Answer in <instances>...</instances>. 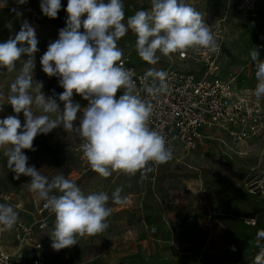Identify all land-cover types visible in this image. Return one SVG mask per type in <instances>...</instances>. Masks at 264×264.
I'll list each match as a JSON object with an SVG mask.
<instances>
[{
    "label": "rangeland",
    "instance_id": "obj_1",
    "mask_svg": "<svg viewBox=\"0 0 264 264\" xmlns=\"http://www.w3.org/2000/svg\"><path fill=\"white\" fill-rule=\"evenodd\" d=\"M242 1L184 0L202 14L216 40L214 50L188 49L191 57L187 61H178L176 53L163 56L158 52V62L148 64L139 57L137 36L131 30L117 45L123 53H129L135 67L143 73L149 69L165 72L173 67L202 69L204 55H209L221 76L236 73L254 93L256 69L250 53L257 48L260 59L264 60V0H253L254 13L249 15L245 13L246 6L241 7ZM67 3L68 0H61L57 17L49 18L41 10V0L24 3L0 0V43L14 39L25 22L35 30L38 51L34 53L30 91L34 96L42 91L46 97L56 100L60 110L47 114L54 120L64 108L58 98L64 89L58 77H49L43 72L40 60L49 44L59 39L60 30L66 27ZM123 4L125 23L135 12L151 9V0H123ZM80 31H84L83 27ZM20 46L27 47V44ZM28 58L27 54L22 55L12 71L0 67V119L18 116L22 125L23 112L14 113L8 96L11 84ZM117 95H121L120 91ZM72 100L82 109L74 122L78 125L89 101L75 93ZM259 101L264 127V97ZM32 111L37 116L46 114L35 104ZM250 139L240 147L219 129H203L193 150L177 148L168 162L159 165L150 162L151 170L143 174L114 171L104 178L91 169L83 156L84 141L77 131L65 130L61 123L50 133L37 135L33 149L22 150L28 157V166H34L50 181L56 175H63L85 195L103 191L109 195L108 207L112 208L106 230L77 237L76 245L61 250L52 247L53 213L42 235L44 243L39 252L42 260L46 264H255L254 258L260 251L257 239L260 229L249 228L245 220L260 217L264 204L259 197L246 192L244 181L264 170V128ZM14 177L4 150L0 149V203L11 205L18 212V219L31 221L35 201L43 200L29 191L30 177L21 175L18 180ZM118 187L122 188L124 198L120 205L111 200ZM54 194L60 193L54 190Z\"/></svg>",
    "mask_w": 264,
    "mask_h": 264
},
{
    "label": "clouds",
    "instance_id": "obj_2",
    "mask_svg": "<svg viewBox=\"0 0 264 264\" xmlns=\"http://www.w3.org/2000/svg\"><path fill=\"white\" fill-rule=\"evenodd\" d=\"M40 7L44 15L56 18L61 0H41ZM66 12V27L60 30L59 39L49 44L40 60L43 72L49 77H58L64 89L58 95L64 108L56 120L47 115L60 110L56 100L46 97L42 91L35 96L30 91L34 53L38 51L34 28L25 22L14 39L0 43V67L8 71L15 68L22 55L29 57L11 84L8 96L14 113L23 112L25 122L22 125L14 115L0 119V149L4 150L14 178L30 177L29 191L45 201L44 207L54 213L55 225L50 235L55 250L76 245L77 237L106 230L107 218L112 213L108 207L110 197L103 191L85 195L63 175H56L50 181L34 166H28V157L22 150H32L37 135L48 134L62 123L65 130L79 133L84 141L83 156L101 177L107 178L114 171L143 174L151 170L150 162L156 165L168 162L172 151L165 137L149 127L153 105L134 94L136 85L131 72L123 66V51L117 42L129 30L134 32L139 57L151 65L158 62V52L169 56L188 49L216 48L214 35L202 14L184 0H151L150 11L135 12L126 23L123 0H107V3L105 0H68ZM25 42L27 47H18ZM250 56L257 81L253 94L259 99L264 97V60L260 59L257 48ZM149 77L161 82L159 88L147 86L149 94L165 90V72L149 69L145 79ZM121 89L123 94L117 95ZM74 93L89 101L78 125L74 122L82 109L73 103ZM34 104L46 114L34 115ZM54 190L60 194H54ZM121 192L122 188L118 187L112 193V203H124ZM17 221L18 212L11 205L0 203V231L11 230ZM261 238L264 230L257 232V239ZM262 258L264 249L257 256V264H264Z\"/></svg>",
    "mask_w": 264,
    "mask_h": 264
},
{
    "label": "built area",
    "instance_id": "obj_3",
    "mask_svg": "<svg viewBox=\"0 0 264 264\" xmlns=\"http://www.w3.org/2000/svg\"><path fill=\"white\" fill-rule=\"evenodd\" d=\"M241 7H245L248 15L254 13L253 0H243ZM190 57L187 51L176 53V59L181 62ZM122 61L135 82L134 94L153 105L150 129L165 137L172 153L180 147L195 149L203 129H219L233 143L243 147L264 128L261 103L253 91L240 81L236 73L221 76L209 55H204L202 69L168 68L165 71V90L154 95L149 94L146 87L159 88L160 80L152 77L146 80V73L135 67L129 53H123ZM120 94H123V89ZM244 188L248 194L264 202V170L248 177ZM44 204L45 201H35L31 221L18 219L11 230L0 231V264H46L39 252L44 243L42 235L53 213ZM259 221L261 230H264V212L259 218H247L245 223L256 226ZM261 243L259 254L264 249V238H261Z\"/></svg>",
    "mask_w": 264,
    "mask_h": 264
},
{
    "label": "crops",
    "instance_id": "obj_4",
    "mask_svg": "<svg viewBox=\"0 0 264 264\" xmlns=\"http://www.w3.org/2000/svg\"><path fill=\"white\" fill-rule=\"evenodd\" d=\"M263 204H264V202H263ZM227 216H230V215H227ZM249 218H252V217H249ZM254 218H257V217H254ZM259 218V217H258ZM248 226V225H247ZM249 228H252V229H254V228H257V227H259V229L261 230V223H260V221L257 223V225L256 226H248ZM259 246H258V248L260 249L261 248V245H262V243H261V239H259ZM255 264H257V263H255Z\"/></svg>",
    "mask_w": 264,
    "mask_h": 264
},
{
    "label": "bare ground",
    "instance_id": "obj_5",
    "mask_svg": "<svg viewBox=\"0 0 264 264\" xmlns=\"http://www.w3.org/2000/svg\"><path fill=\"white\" fill-rule=\"evenodd\" d=\"M254 262H256V263H257V259H256V260H254Z\"/></svg>",
    "mask_w": 264,
    "mask_h": 264
}]
</instances>
